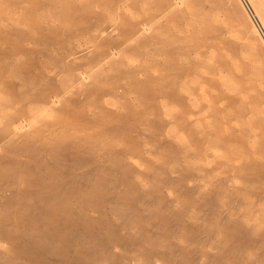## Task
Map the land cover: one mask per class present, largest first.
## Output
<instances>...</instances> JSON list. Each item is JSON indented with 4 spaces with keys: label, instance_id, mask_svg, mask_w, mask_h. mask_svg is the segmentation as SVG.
<instances>
[{
    "label": "bare ground",
    "instance_id": "1",
    "mask_svg": "<svg viewBox=\"0 0 264 264\" xmlns=\"http://www.w3.org/2000/svg\"><path fill=\"white\" fill-rule=\"evenodd\" d=\"M211 142L227 179L170 180ZM257 159L264 0H0V264H264Z\"/></svg>",
    "mask_w": 264,
    "mask_h": 264
},
{
    "label": "rangeland",
    "instance_id": "2",
    "mask_svg": "<svg viewBox=\"0 0 264 264\" xmlns=\"http://www.w3.org/2000/svg\"><path fill=\"white\" fill-rule=\"evenodd\" d=\"M99 8H97V10H98ZM193 116H191L190 117V119H191V121H190V126L192 127V126H194V125H197L196 124V122H195V120H197V116H194L193 118H192ZM237 126V128H239L240 127V125L239 124H237L236 125ZM195 130V131H194ZM172 131H173V134H176V135H178V137H181V138H186V133L184 132V131H182V132H178V129H176V128H173L172 129ZM192 131V132H191ZM196 133V135H195V133ZM199 132V133H198ZM178 133V134H177ZM191 133H193V134H191ZM185 134V135H184ZM188 134H191L192 135V137L193 136H196V138H197V136L198 137H202L203 136V134H201L200 133V129L199 128H197L196 127V129H192V130H190L189 132H188ZM180 135V136H179ZM183 138V139H184ZM221 142V141H220ZM220 142H218L217 144H215V143H212L211 142V144H212V146L210 145V143H208V147H210V149H208V150H206V152L205 153H202L203 152V149H204V147L203 146H201V147H198V148H196L195 146H192L191 145V149H190V152L191 153H189V155H190V157L185 161H183V162H181V160H176L173 164H172V166H171V169H170V171H171V173L173 174L171 177H170V180H177V179H180V178H182V169H188V170H190V182H191V184H193V185H191V186H195V188H199V186L200 185H204V186H206L207 188H209L207 185H208V178H210V179H216V180H225V179H227L228 178V175H224V174H220V172L219 173H217L216 175H214V176H212V175H208L206 172H209V170L210 171H212L211 170V168L214 170V169H219L221 166H223V164H224V161L226 160V158L224 157L225 156V154L223 153V151L225 152V150H223L224 149V144L223 143H220ZM214 145V146H213ZM216 145V146H215ZM223 147V149H220L221 147ZM232 150H233V152H234V158L235 159H241V161L243 162V163H245V164H251L252 162H253V159L252 158H250L251 156H249V155H247L246 154V152H245V150L241 147V146H238V144H233L232 146ZM237 147V148H236ZM203 148V149H202ZM197 149H199L200 150V154H198L197 153ZM222 150V151H221ZM241 150V151H240ZM220 151H221V153H220ZM244 153H245V155H244ZM209 154V155H208ZM218 154V155H217ZM206 156V157H205ZM210 156V157H209ZM242 156H244V157H242ZM222 157V158H221ZM212 158V159H211ZM247 158V159H246ZM249 158V159H248ZM204 159V160H203ZM217 159V160H216ZM225 159V160H224ZM203 160V161H202ZM220 160V161H219ZM258 160V162L262 165V167L264 168V159H257ZM251 163H250V162ZM203 165H205V166H203ZM215 165H217V166H215ZM210 166V167H209ZM212 166V167H211ZM201 167V168H200ZM206 167V168H205ZM191 168V169H190ZM207 168H209V169H207ZM206 169V172L204 171ZM199 172H198V171ZM179 171V172H178ZM176 172V173H175ZM178 172V173H177ZM202 173V174H201ZM198 174V177L197 176H193V175H197ZM199 174H201L200 176H199ZM207 174V175H206ZM176 175V176H175ZM192 175V176H191ZM181 176V177H180ZM192 177V178H191ZM204 177V178H203ZM172 178V179H171ZM233 179V182H237V180H236V178L235 177H233L232 178ZM212 181V180H211ZM193 182V183H192ZM202 182V183H201ZM198 183V184H197ZM200 183V184H199ZM197 186V187H196ZM261 192H263L262 190H261ZM224 200V199H223ZM234 208V207H233ZM222 209V211L224 210H226L225 208H221ZM182 211H184V210H181V213L182 214H184V215H186V213L184 212H182ZM222 212L220 215L221 216H228L229 214H227V213H225V212ZM238 213V210L237 211H234V213H233V215H236ZM195 215L196 214H194V213H189V217H185V221H186V223L187 224H189V223H193V222H195V220H193V217H195ZM232 215V214H231ZM199 216H204V214H202V213H200L199 214ZM196 223V222H195ZM127 231V232H126ZM137 232V230L136 229H134V230H130V229H123V230H121V233L124 235V238H128L127 236L129 235V234H131L132 232ZM245 234H247L246 232H245ZM263 234H264V230H263ZM127 235V236H126ZM248 236L247 235H245V238H243V239H241V238H239V239H237V241H244V240H246V238H247ZM213 238V240L211 239V238H209V239H207L206 240V237H203L202 239H201V241L202 240H204V241H208L209 243L207 244H205L204 246H205V248H204V246H202L201 247V251H199L198 250V253H199V255H198V253L195 255L196 257V259L197 258H199L200 257V254L203 252V254L201 255V257L202 256H204V252H205V249L207 250L206 252H208L210 255L209 256H212V255H214V254H216L215 252H212L213 251V249L217 246V245H219V242H221V241H223V238L221 237V236H213L212 237ZM131 240H133L134 238H130ZM248 239V238H247ZM172 240H174L175 241V238L174 239H172ZM210 240V241H209ZM216 240V241H215ZM263 241H261V243L259 244V246L258 247H256V250L255 251H253V252H251V253H246V256H255V255H259V257H264V239H262ZM211 242V243H210ZM214 243V244H213ZM263 244V245H262ZM143 246V247H142ZM142 246L140 247L141 249H139V251L140 252H142V253H144V246H146L147 248H149V249H152V246L150 245V244H142ZM133 247L135 248V246H133L132 245V247L131 248H129V251L131 252V250L134 252V250L135 249H133ZM236 247V246H235ZM237 247L239 248V249H241L242 247H240V245L238 246L237 245ZM236 247V248H237ZM203 248H204V250H203ZM226 248H227V246H226ZM237 248V249H238ZM261 248H262V250H261ZM211 249V250H210ZM260 250V251H259ZM119 251V250H118ZM261 252V253H259V252ZM207 254V253H206ZM205 254V255H206ZM263 256H262V255ZM241 256V255H240ZM242 256H244V255H242ZM124 263V262H123ZM137 264H142V262L141 261H139ZM158 264H162L160 261L158 262Z\"/></svg>",
    "mask_w": 264,
    "mask_h": 264
}]
</instances>
